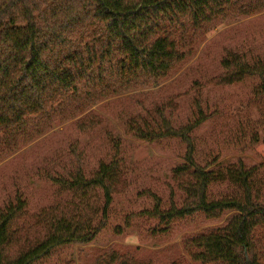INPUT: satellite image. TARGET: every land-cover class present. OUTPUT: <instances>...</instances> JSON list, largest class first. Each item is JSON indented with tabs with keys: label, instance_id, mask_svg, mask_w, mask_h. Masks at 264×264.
I'll return each instance as SVG.
<instances>
[{
	"label": "trees",
	"instance_id": "16d2710c",
	"mask_svg": "<svg viewBox=\"0 0 264 264\" xmlns=\"http://www.w3.org/2000/svg\"><path fill=\"white\" fill-rule=\"evenodd\" d=\"M260 13L264 0H0V161L68 121L80 132L95 130L94 106L158 87L194 55L209 26ZM219 68L217 87L255 82L262 128L264 59L228 51ZM174 106L171 99L154 104L125 123L139 142L182 147L168 204L146 191L149 209L113 214L115 197L128 188L119 140L112 138L111 154L89 178L71 147V167L46 174L55 187L51 205L31 215L17 197L0 208V264H52L57 250L93 245L106 231L120 236L137 221L167 239L192 221L224 217L182 238L190 261L264 264V174L242 161L201 158L194 133L207 117L196 103L193 122L173 127ZM258 143L255 134L250 144ZM91 264L141 263L109 250Z\"/></svg>",
	"mask_w": 264,
	"mask_h": 264
},
{
	"label": "rangeland",
	"instance_id": "374dc122",
	"mask_svg": "<svg viewBox=\"0 0 264 264\" xmlns=\"http://www.w3.org/2000/svg\"><path fill=\"white\" fill-rule=\"evenodd\" d=\"M206 30L194 55L161 85L94 106L91 113L101 122L95 130L83 133L77 130L75 121H68L1 160L0 208L17 197L25 202L31 215L48 207L53 202L55 187L47 181L46 174H59L63 167L69 169L74 148L82 159L85 177H91L98 163L111 154L112 138L120 142L128 180L125 193L114 199L113 214L124 218L149 209L152 202L146 191L168 204L171 171L182 163V147L177 142H139L125 133V123L128 117L144 115V109L169 99L175 105L170 113L173 127L193 122L196 103L207 117L194 133L201 158L217 157L220 166L242 161L247 168L256 167L264 174V126L261 123L260 128L259 123V111L263 109L260 110L253 93L255 82L247 80L231 87H217L212 82L220 73V59L228 51L264 59V13L239 20L228 18ZM255 134L259 143L252 147L250 140ZM220 191L216 189L215 193ZM225 219L192 221L167 239L152 237L144 222L137 221L120 236L106 231L93 245L59 249L51 263L91 264L101 254L113 250L141 264H194L182 238L220 226Z\"/></svg>",
	"mask_w": 264,
	"mask_h": 264
}]
</instances>
